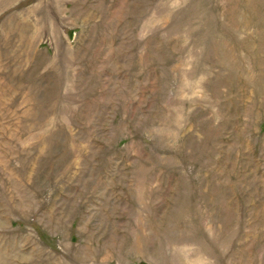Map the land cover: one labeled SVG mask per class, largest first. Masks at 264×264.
Masks as SVG:
<instances>
[{
  "label": "rangeland",
  "instance_id": "1",
  "mask_svg": "<svg viewBox=\"0 0 264 264\" xmlns=\"http://www.w3.org/2000/svg\"><path fill=\"white\" fill-rule=\"evenodd\" d=\"M0 264H264V0H0Z\"/></svg>",
  "mask_w": 264,
  "mask_h": 264
}]
</instances>
